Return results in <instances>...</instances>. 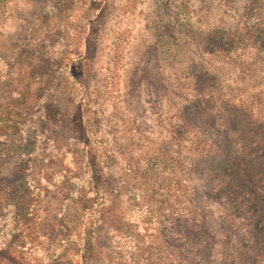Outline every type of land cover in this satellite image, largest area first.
I'll use <instances>...</instances> for the list:
<instances>
[{
    "label": "rangeland",
    "instance_id": "374dc122",
    "mask_svg": "<svg viewBox=\"0 0 264 264\" xmlns=\"http://www.w3.org/2000/svg\"><path fill=\"white\" fill-rule=\"evenodd\" d=\"M263 25L264 0H0V256L155 261L142 242L123 247L121 233L141 240L150 231L136 221L148 211L190 207L177 152L193 154L198 135L175 138L170 127L191 92L187 69L203 62L228 97L264 117V28L259 46L248 38ZM214 29L237 31L247 47L223 59L199 51L196 35ZM81 61L86 76L75 83L69 68Z\"/></svg>",
    "mask_w": 264,
    "mask_h": 264
},
{
    "label": "trees",
    "instance_id": "16d2710c",
    "mask_svg": "<svg viewBox=\"0 0 264 264\" xmlns=\"http://www.w3.org/2000/svg\"><path fill=\"white\" fill-rule=\"evenodd\" d=\"M127 16L122 13L110 37L116 54L128 32L124 27ZM263 28L248 36L255 46H259L256 33ZM196 39L199 51L222 59L237 56L247 47L237 42V31L214 29L201 32ZM188 68L185 76L191 92L170 127L175 138L187 132L198 135L193 154L177 152L180 184L190 207L158 215L148 211L136 221L137 232L150 231L147 237L137 240L135 230L122 232V246L131 243L129 250H133L135 242H142L147 254L154 249L156 260L150 264H264V117L228 97L218 75L203 62H192ZM69 69L75 83L86 76L83 61ZM258 98L264 101V91ZM44 120L48 130L56 126L55 114L46 113ZM6 144L8 149L17 145L10 139ZM14 196L15 191L10 198ZM23 235L16 236L25 239ZM151 237L160 244L149 241ZM3 260L11 264L0 256V264Z\"/></svg>",
    "mask_w": 264,
    "mask_h": 264
}]
</instances>
